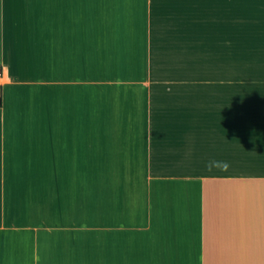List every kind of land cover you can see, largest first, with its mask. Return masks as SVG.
<instances>
[{
  "label": "crops",
  "instance_id": "obj_1",
  "mask_svg": "<svg viewBox=\"0 0 264 264\" xmlns=\"http://www.w3.org/2000/svg\"><path fill=\"white\" fill-rule=\"evenodd\" d=\"M245 1L0 0V264H264Z\"/></svg>",
  "mask_w": 264,
  "mask_h": 264
},
{
  "label": "rangeland",
  "instance_id": "obj_2",
  "mask_svg": "<svg viewBox=\"0 0 264 264\" xmlns=\"http://www.w3.org/2000/svg\"><path fill=\"white\" fill-rule=\"evenodd\" d=\"M253 25L252 4L245 1L244 6V28H243V63L245 69L264 64L262 54L264 53V42L259 41V28ZM245 81H252V75L245 74Z\"/></svg>",
  "mask_w": 264,
  "mask_h": 264
},
{
  "label": "built area",
  "instance_id": "obj_3",
  "mask_svg": "<svg viewBox=\"0 0 264 264\" xmlns=\"http://www.w3.org/2000/svg\"><path fill=\"white\" fill-rule=\"evenodd\" d=\"M2 74H3V68L2 66H0V81H1Z\"/></svg>",
  "mask_w": 264,
  "mask_h": 264
},
{
  "label": "clouds",
  "instance_id": "obj_4",
  "mask_svg": "<svg viewBox=\"0 0 264 264\" xmlns=\"http://www.w3.org/2000/svg\"><path fill=\"white\" fill-rule=\"evenodd\" d=\"M227 165L225 164V167H226Z\"/></svg>",
  "mask_w": 264,
  "mask_h": 264
}]
</instances>
